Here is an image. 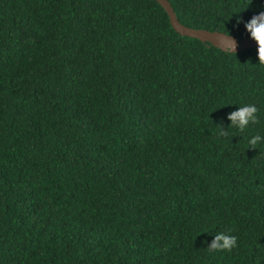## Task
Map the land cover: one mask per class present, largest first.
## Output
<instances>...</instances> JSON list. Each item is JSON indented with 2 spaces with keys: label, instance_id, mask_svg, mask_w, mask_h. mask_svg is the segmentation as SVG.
Returning a JSON list of instances; mask_svg holds the SVG:
<instances>
[{
  "label": "trees",
  "instance_id": "obj_1",
  "mask_svg": "<svg viewBox=\"0 0 264 264\" xmlns=\"http://www.w3.org/2000/svg\"><path fill=\"white\" fill-rule=\"evenodd\" d=\"M168 1L239 39L264 11ZM257 49L180 35L156 0H0V264H264ZM221 231L237 246L210 252Z\"/></svg>",
  "mask_w": 264,
  "mask_h": 264
},
{
  "label": "clouds",
  "instance_id": "obj_2",
  "mask_svg": "<svg viewBox=\"0 0 264 264\" xmlns=\"http://www.w3.org/2000/svg\"><path fill=\"white\" fill-rule=\"evenodd\" d=\"M245 28L250 33L251 38H253L258 45V63L264 65V11L254 14L251 19L245 22ZM230 43L227 45V49L234 52L236 42L233 38L228 37ZM257 112L258 109L253 104H244L239 106L237 110L232 111L228 114V119L231 121L230 126L237 128L240 132H243L248 128L250 123H257ZM226 131L221 129L218 135H226ZM262 137L260 135H255L251 137L248 141L249 147L256 148L258 143L261 142ZM237 246V237L231 235L228 232H217L212 239L211 243L207 246L210 252L215 251H231Z\"/></svg>",
  "mask_w": 264,
  "mask_h": 264
},
{
  "label": "water",
  "instance_id": "obj_3",
  "mask_svg": "<svg viewBox=\"0 0 264 264\" xmlns=\"http://www.w3.org/2000/svg\"><path fill=\"white\" fill-rule=\"evenodd\" d=\"M156 1L166 11L169 17L171 27L180 35L196 38L202 42L209 43L216 48L228 52H231L227 49V45L230 43V41L226 36L231 37L235 40L236 46L234 52H238L240 50H244L252 47H258L256 41L253 38H251V36L239 39L237 37H234L233 35H229L217 30H207V29L192 28L189 26H185L181 24L177 19L175 12L173 11V8L171 7L168 0H156Z\"/></svg>",
  "mask_w": 264,
  "mask_h": 264
}]
</instances>
